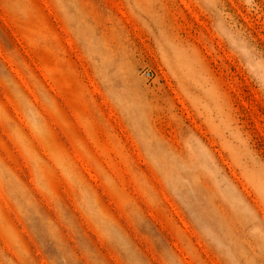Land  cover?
I'll list each match as a JSON object with an SVG mask.
<instances>
[{
	"label": "rangeland",
	"instance_id": "obj_1",
	"mask_svg": "<svg viewBox=\"0 0 264 264\" xmlns=\"http://www.w3.org/2000/svg\"><path fill=\"white\" fill-rule=\"evenodd\" d=\"M0 264H264V0H0Z\"/></svg>",
	"mask_w": 264,
	"mask_h": 264
}]
</instances>
